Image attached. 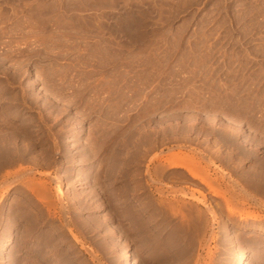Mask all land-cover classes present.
<instances>
[{"label":"rangeland","instance_id":"1","mask_svg":"<svg viewBox=\"0 0 264 264\" xmlns=\"http://www.w3.org/2000/svg\"><path fill=\"white\" fill-rule=\"evenodd\" d=\"M0 125V264H264V0H0Z\"/></svg>","mask_w":264,"mask_h":264},{"label":"bare ground","instance_id":"2","mask_svg":"<svg viewBox=\"0 0 264 264\" xmlns=\"http://www.w3.org/2000/svg\"><path fill=\"white\" fill-rule=\"evenodd\" d=\"M1 126V125H0ZM2 127V126H1ZM236 129V128H235ZM237 130V129H236ZM6 140V139H5ZM12 140V139H11ZM177 157L179 158V160L181 159L180 162L177 163L180 164L181 166H183L188 174L194 178V179H197L199 180L202 184H204L205 186H207L213 195H216V196H219L221 198H224V195L219 192L218 190L214 189L212 187V185L210 184V182L207 180V175L205 173H203L204 171H201V172H197L198 169H193L196 162L194 161L193 158L191 157H185L183 156L180 157L178 155H175L174 158ZM53 159V158H51ZM52 161V160H51ZM55 161V160H54ZM174 161V160H173ZM67 162V161H66ZM51 164V163H50ZM82 164V163H81ZM200 169V168H199ZM254 174V173H253ZM256 176V175H255ZM257 178V177H256ZM45 189V188H43ZM42 190V189H41ZM47 190V189H46ZM36 191V190H35ZM68 191V190H67ZM43 192V191H42ZM56 192V191H55ZM57 192H59L57 190ZM56 192V193H57ZM33 193V192H32ZM63 193V192H62ZM61 193V194H62ZM37 194V193H36ZM60 194V193H58ZM39 195V194H38ZM41 195V194H40ZM39 195V196H40ZM44 195V194H42ZM92 195V194H91ZM183 195V194H182ZM28 196V195H27ZM57 196V195H56ZM58 199L57 201L59 200V202H62V197L61 195H58L57 196ZM92 196H90V193H85V196L83 197V199H81V196H80V199L78 200V207L79 209L83 210L84 211H87V210H91V198ZM78 198V197H77ZM28 199V197H27ZM26 200V199H25ZM30 200V199H28ZM226 202V205H227V208H228V211L230 213H234V212H238L240 214V217L241 219H253L255 218L253 215H244V214H241L239 209L236 208V207H233L230 205V201L229 200H225ZM28 202V201H27ZM57 203V202H56ZM77 203V202H76ZM25 205V204H24ZM22 206V205H21ZM17 207V206H16ZM73 207V206H72ZM76 207V206H75ZM161 208V207H160ZM61 209H65L63 211H60V213L58 214L57 218H58V222L60 223V227H56V230H57V234L56 232L52 233V232H46L45 230H41V232H39V237L37 238L36 242L31 246V248H28L27 249V252L26 254L28 255L25 256L24 258H18V255L19 252H17L18 250H15V253L13 254V258L11 259V264H101L102 262L99 260V256L97 257L95 255V253L91 250V249H87L83 243L81 241H79V238L77 237L76 234H74V228L72 229L70 226H68L66 224V220H65V215H67L66 210L67 208L64 207V208H61ZM60 209V210H61ZM70 209V208H69ZM75 209V208H74ZM93 209V208H92ZM19 210V209H18ZM168 211V210H167ZM19 212V211H18ZM17 212V213H18ZM31 212V211H30ZM41 212V211H40ZM91 212V211H90ZM159 212L161 213V216L162 214H165L164 212V209L161 208L159 210ZM15 213V212H14ZM214 213V212H213ZM10 214V213H9ZM16 214V213H15ZM7 215V214H6ZM24 215V214H23ZM22 215V216H23ZM35 215V214H34ZM39 215V214H38ZM213 215V214H212ZM12 216V215H11ZM45 216V215H44ZM244 216V217H243ZM14 217V216H13ZM41 217V216H40ZM47 219V218H46ZM56 219V218H55ZM54 219V220H55ZM42 220V219H41ZM51 220V219H50ZM89 220V219H87ZM47 221V220H46ZM77 222V221H76ZM93 220H90V223L92 224ZM4 224L7 225V219H5L2 215L0 216V226H2ZM40 223V222H39ZM65 223V228L63 227L62 224ZM89 223V222H88ZM37 224V223H36ZM43 224V223H42ZM46 224V223H45ZM90 224V225H91ZM186 224V223H185ZM188 224V222H187ZM186 224V225H187ZM32 225V224H31ZM149 225V224H148ZM185 225V226H186ZM101 226V225H100ZM184 226V227H185ZM35 227V226H34ZM33 227V228H34ZM38 227V226H37ZM82 227V226H81ZM188 227V226H187ZM55 228V227H54ZM85 228L88 230V233L91 232V229L90 227H86ZM152 228V227H151ZM183 228V227H182ZM9 229V228H8ZM147 229V228H146ZM185 229V228H184ZM32 230V229H31ZM48 230V229H47ZM76 231V230H75ZM68 235V237L74 241V245L78 246L80 249H82L85 253V255L89 258V261L90 263H87L85 259L83 260H80V256H78V252H76L75 250V247L74 245L66 238V234ZM38 233V232H37ZM146 233V232H145ZM147 236V234H145ZM149 235V234H148ZM108 236V235H107ZM144 236V235H143ZM156 236V235H155ZM7 237V236H6ZM109 237V236H108ZM154 237V236H153ZM30 238V237H29ZM144 238H147V237H144ZM152 238V237H150ZM3 239V238H2ZM152 240V239H151ZM157 240V239H156ZM159 240V239H158ZM6 241V240H5ZM110 241V237L108 239L107 242ZM23 242V241H22ZM26 242V241H25ZM112 242V241H111ZM145 242H147L145 240ZM153 242V241H152ZM157 242V241H156ZM21 243V242H20ZM114 243V242H113ZM148 243V242H147ZM3 244V242H2ZM149 244V243H148ZM157 244V243H156ZM20 245V244H19ZM114 245V244H113ZM3 247V246H2ZM2 247H0L2 249ZM145 248V247H144ZM147 249V248H146ZM25 250V249H24ZM108 250V248H107ZM149 250V249H148ZM167 252V251H166ZM22 253V252H21ZM98 253V252H97ZM173 250L172 252H167L166 253H163V254H160V259L157 258V259H154L153 264L154 263H157V264H164L166 262H170L172 260H174V254H173ZM21 255H24V254H21ZM129 252H125L123 254V257L124 258H130L129 256ZM176 256V255H175ZM179 257V256H178ZM109 258V257H108ZM115 259V258H114ZM179 259V258H178ZM247 260V256H242L240 259H239V262L238 264H245ZM163 262V263H161Z\"/></svg>","mask_w":264,"mask_h":264}]
</instances>
